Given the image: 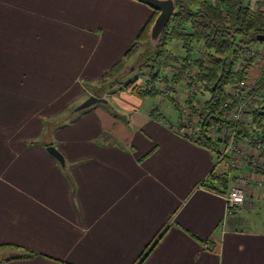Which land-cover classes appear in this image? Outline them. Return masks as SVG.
Returning <instances> with one entry per match:
<instances>
[{
	"label": "crops",
	"instance_id": "crops-1",
	"mask_svg": "<svg viewBox=\"0 0 264 264\" xmlns=\"http://www.w3.org/2000/svg\"><path fill=\"white\" fill-rule=\"evenodd\" d=\"M150 15L136 0H0V264H264V173L217 163L220 144L177 131L153 98L74 109L102 98L92 88ZM223 174L226 193L251 175L236 210Z\"/></svg>",
	"mask_w": 264,
	"mask_h": 264
},
{
	"label": "trees",
	"instance_id": "trees-1",
	"mask_svg": "<svg viewBox=\"0 0 264 264\" xmlns=\"http://www.w3.org/2000/svg\"><path fill=\"white\" fill-rule=\"evenodd\" d=\"M175 9L167 23L155 48L148 47L149 28L158 12L151 9V15L137 32L133 43L124 56L113 64L97 81L98 84L115 80L121 82L126 60L137 51L139 46L144 49L139 55V66L146 71V80L151 84L161 82H177L187 76L185 87L192 83L197 85V92L202 98L203 111L199 115V132L207 137V130L213 114L218 113L224 105L227 95L225 89L238 79L256 80L262 105L251 111L250 130L242 133L239 138L252 137L264 127V78L256 77L248 71L251 63L246 61L242 71L236 64L242 61L241 48L253 47V44L264 46L255 36L264 34V12L253 9L255 0H174ZM179 45L180 53L175 46ZM261 47H253L261 50ZM244 60V59H243ZM166 67L173 68V73H161ZM128 68V67H127ZM164 72V71H163ZM130 91L140 98L153 96L156 86L151 89L135 85V80L126 84ZM193 101L186 98V105ZM210 141L209 137H207ZM208 141V142H209ZM254 142L252 145H254ZM221 186L220 191L226 195L229 179L227 175L213 177ZM4 246V245H0ZM17 247V246H16ZM23 254L18 258L27 259L34 253L21 247Z\"/></svg>",
	"mask_w": 264,
	"mask_h": 264
},
{
	"label": "built area",
	"instance_id": "built-area-1",
	"mask_svg": "<svg viewBox=\"0 0 264 264\" xmlns=\"http://www.w3.org/2000/svg\"><path fill=\"white\" fill-rule=\"evenodd\" d=\"M257 2L252 6L253 9H259L264 12V0H255ZM242 61L236 64V69L242 71L245 68L246 61L251 60L248 66L251 73H255L256 77L262 76L264 78V50L258 48L244 47L241 48ZM146 89H151L152 84L147 82ZM144 86V87H145ZM227 99L224 105L219 109L218 113L211 115L212 120L207 130V137L200 134L199 130V115L203 111L202 105L198 107L196 103L193 104L194 109L198 111L190 117L192 119L189 123L187 135L189 139L204 144L218 143L220 148L217 151L216 162L228 160L230 168L235 170L242 167H248L251 171H261L264 173V127L262 131H257L256 135L252 137L239 138V128L250 130L251 111L257 110L261 106L260 92L256 80L249 81V79H238L232 85L225 89ZM195 117V118H194ZM186 133V132H185ZM209 141V142H208ZM256 142L254 145H252ZM247 144V153L243 152L238 144ZM210 146V145H209ZM253 152V153H251ZM238 160H242L243 166L239 168ZM248 176L239 174L233 178V183L226 193L225 203L227 209L233 210L242 206L245 200V189L251 183ZM262 183V182H261ZM257 181L255 182V186ZM260 188V187H259Z\"/></svg>",
	"mask_w": 264,
	"mask_h": 264
},
{
	"label": "rangeland",
	"instance_id": "rangeland-1",
	"mask_svg": "<svg viewBox=\"0 0 264 264\" xmlns=\"http://www.w3.org/2000/svg\"><path fill=\"white\" fill-rule=\"evenodd\" d=\"M134 41V39H133ZM133 41L129 44V46L125 49L128 50L131 46V44L133 43ZM253 47H261V45L259 44H253ZM264 50V46L261 47ZM144 49V45L139 46L137 51L135 53H133L126 61L127 67L125 70H123V74L121 76V82L120 83H116L115 80H111L109 82H105V83H101V84H97L96 86H94L92 88L93 91H95L99 97L105 98V99H109L110 102H112L114 100V97H118V98H124V95H130L133 94L130 91V88L126 87V84L131 81V80H135V85L144 88L145 84L148 82L146 80L147 77V73L146 71H142L143 69L140 68V62L139 61V55L142 52V50ZM176 52L179 54L180 53V48L179 45L177 44L175 46ZM173 68L170 67H166L161 73L163 74H171L173 73ZM168 74V75H169ZM171 82H160L156 84H152L154 86H156V91L154 92L155 94L153 96H149L147 97L146 100H148L149 98H153V102L156 104L155 106H158L162 113L164 114V110L165 111H169L167 112L168 115H165V119L166 120H171V119H176L179 123H181V126L178 127L179 132H184V134L187 135V131L190 130L189 129V123L186 122H191L192 119H190V117H192V115H198V111H196V109H194L193 104L196 103V105L198 107H201L200 105H202V100L205 98H202L200 95H198L197 92V85L192 83L190 85V88L185 87V83L187 82V76L183 75V80L182 81H177L174 82L172 80H170ZM146 87V86H145ZM88 88H90L88 86ZM127 93V94H126ZM193 96V101L192 104L189 106L186 105L185 101L186 98L189 97L191 98ZM261 102V100H260ZM262 105V103H261ZM75 109V108H74ZM169 116V117H168ZM195 118V117H194ZM184 121H186L184 123ZM183 123V125H182ZM192 123V122H191ZM240 131H242V133L244 132H248L249 129L246 127L245 129L243 128H239ZM259 131V130H258ZM186 132V133H185ZM239 133V131H238ZM188 136V135H187ZM239 148L247 153V144H243V143H239ZM219 150V149H218ZM253 153V152H251ZM217 154H216V159H217ZM227 162L229 165L228 160H224L221 162ZM219 163V162H217ZM240 167L243 166L242 164V160H238V164ZM230 167V166H229ZM244 167H242L243 169ZM247 168V167H246ZM249 172L251 171L250 169H248ZM253 172V171H251ZM257 172H261V171H257ZM254 172V173H257ZM261 174V173H260ZM259 174V176H260ZM245 176H248V179H251V175H247L245 174ZM255 182L257 181V185L256 187H263V184L261 183L259 177L256 178L254 180ZM250 185V184H249ZM248 185V186H249ZM260 190V188H259ZM258 190V191H259Z\"/></svg>",
	"mask_w": 264,
	"mask_h": 264
},
{
	"label": "water",
	"instance_id": "water-1",
	"mask_svg": "<svg viewBox=\"0 0 264 264\" xmlns=\"http://www.w3.org/2000/svg\"><path fill=\"white\" fill-rule=\"evenodd\" d=\"M150 9H153L158 12V15L154 19L152 25L149 28L147 44L150 48H155L158 44V41L164 31L169 19L175 9L174 0H136ZM255 39L260 42H264V34H258L255 36ZM106 100L103 98H98L96 96H89L82 103H80L75 110L81 111L91 107L96 103H105ZM47 152L55 158L61 166L64 165L63 155L52 145L47 146Z\"/></svg>",
	"mask_w": 264,
	"mask_h": 264
}]
</instances>
